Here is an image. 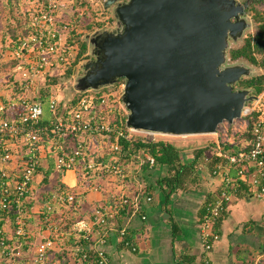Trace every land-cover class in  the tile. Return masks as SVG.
Instances as JSON below:
<instances>
[{
	"label": "built area",
	"instance_id": "obj_1",
	"mask_svg": "<svg viewBox=\"0 0 264 264\" xmlns=\"http://www.w3.org/2000/svg\"><path fill=\"white\" fill-rule=\"evenodd\" d=\"M67 1L72 7V0ZM25 3L28 5V32L11 39L5 52V60H16L10 68L13 79L0 78V211L11 210L13 214L10 234L0 224V256L10 264H23L25 253L30 252L31 264H49L50 235L60 232L58 224L47 214L53 209V203L58 206L73 204L76 194L70 188L77 186L78 179L89 180L96 175L123 176L120 139L150 142L157 140L161 133L125 125L121 80L115 84L117 90L81 92L75 101L69 100L63 110L57 112L59 98L53 90H41L47 76L71 67L76 56L75 44L68 39L71 20L63 12L70 4H65L64 0H25ZM10 83L18 84L19 89L7 94ZM37 86V93H32ZM43 96L47 98L53 117L41 123ZM259 102L264 106L257 98L253 103L247 102L241 112L240 117L245 118L253 110L260 112L252 124L250 138L236 144L215 140V144L210 145L213 153L220 157L211 173L220 176L221 186L214 198L205 203L200 215L199 234L205 250L218 238L215 223L240 188L247 187L256 196L264 194V110ZM218 130L217 126L214 133L220 135ZM234 145L239 148L234 149ZM137 152H132V156L138 164L154 165L149 151L138 149ZM47 156L53 160L51 170L54 173L48 188L50 199L44 202L41 211L49 234L31 248L26 245L30 243L26 201L34 194L36 174ZM68 171L73 173L72 184L65 178ZM144 195L146 200L151 199V195ZM125 205H129L132 212L139 211L141 194L121 195L118 202L99 203L92 208L90 216L73 221L68 232L73 234L75 249H80L84 258L90 249L83 247L81 242L89 244L95 232L97 237L91 248L94 261L110 264L107 252L96 244L105 242L108 231L113 228V218ZM118 230L124 244L135 250L134 238H125L128 229L122 226Z\"/></svg>",
	"mask_w": 264,
	"mask_h": 264
},
{
	"label": "water",
	"instance_id": "obj_2",
	"mask_svg": "<svg viewBox=\"0 0 264 264\" xmlns=\"http://www.w3.org/2000/svg\"><path fill=\"white\" fill-rule=\"evenodd\" d=\"M114 24L87 34L88 57L73 90L98 92L119 80L125 125L168 135L214 133L258 95L237 85L255 75L230 60V40L251 27L249 0H103Z\"/></svg>",
	"mask_w": 264,
	"mask_h": 264
},
{
	"label": "crops",
	"instance_id": "obj_3",
	"mask_svg": "<svg viewBox=\"0 0 264 264\" xmlns=\"http://www.w3.org/2000/svg\"><path fill=\"white\" fill-rule=\"evenodd\" d=\"M181 145L183 146L181 150L182 159L188 161L191 159L192 150L196 146L189 144L187 146L189 148H185L186 144L181 143ZM135 153L138 152L135 151ZM49 158L51 157L43 158L40 170H44L48 166ZM120 159L123 160V176L96 175L89 180L78 179L77 186L70 188L76 194L75 202L65 206L54 204L57 207L53 206V209L47 212L48 216L55 220V216H61L62 213L63 216L61 217H66L67 212L73 210L77 212V219L87 218L91 215L92 208L99 203H109L114 200L118 202L121 195L131 197L134 194H141L140 210L132 212L129 205L120 207L112 220L113 228L108 231L105 242L96 244L97 247L107 252L110 257V264H182L183 253L193 255L195 264H264V194L256 196L253 193H246L247 190H241L242 194H235L228 202L223 212L224 215L220 216L215 223V229L219 234L218 238L212 242L210 249L205 250L199 234V219L203 203L209 196H211L210 199L214 198L221 186L220 176L213 175L205 162L200 163L197 172L201 178L199 182H202L204 186L199 183L200 186L195 184L186 190L177 188L171 194L167 205L164 206L163 202L166 197L157 179L167 172L166 166L162 164L150 166L146 162L144 164L147 167H145L144 164H138L134 160L132 153H129L128 157H121L120 153ZM65 178L72 184V171L66 172ZM101 183H104L103 186ZM47 194L34 192L33 196L27 200L28 217L37 215L40 222L37 230L29 224L30 243L26 245L31 248L34 243L44 239L45 236L43 235L49 234L43 229L42 225H45L46 220H43L44 216L41 211L44 202L48 199L42 200L40 196L44 197ZM144 194L151 195V199L146 200ZM37 195L40 196H38L39 200L36 199ZM72 216L70 215V217ZM0 224L10 234L12 222L4 219ZM71 224L63 229L59 227L60 232L54 237L51 236L52 234L50 235L52 244L48 254L49 264H58L59 260L61 264H66L64 258L58 256L62 252H56L53 256L50 255L53 251H57L58 247L62 249L61 245L64 238L67 237L71 243L65 247L72 254L73 251L75 254H79L77 258L79 262L81 264L92 263L82 256L80 249H75L73 234L68 232ZM122 226L126 227L130 236L134 238L135 250L121 242L122 238L118 229ZM96 228L95 225L94 229ZM35 233L40 236L39 239ZM96 237L97 234L94 232L91 242L89 244L88 242H81V245L93 250L91 248ZM56 246L58 247L56 248ZM25 254V258L22 260L23 264H31L30 252ZM74 257L77 256L74 255ZM0 264L10 263L0 256ZM92 264L96 263L93 262Z\"/></svg>",
	"mask_w": 264,
	"mask_h": 264
},
{
	"label": "trees",
	"instance_id": "obj_4",
	"mask_svg": "<svg viewBox=\"0 0 264 264\" xmlns=\"http://www.w3.org/2000/svg\"><path fill=\"white\" fill-rule=\"evenodd\" d=\"M10 6L12 4H17L18 0H9ZM14 1V2H13ZM78 1V0H77ZM255 1L254 4L250 5L253 12V23L255 24L253 29L248 31L242 38L241 42L237 44H233L228 49V57L230 60H244L249 63H252L259 67L261 69L260 72L256 73L255 75L243 77L238 81L239 86L244 87H251L253 88V92L258 94L262 93V102H264V0H253ZM82 3V0L79 1ZM261 3L262 6L258 7L257 4ZM24 16L16 17L14 21H8L7 22V29L10 34V37L12 39L17 38L18 35L22 33L28 32V15L27 10L23 12ZM10 15L11 19H13V11L10 7ZM73 41V40H71ZM87 45L85 41L79 42V54H82L86 51ZM16 62V60H7V61H1L0 64L2 67L5 68V70L0 71V78L1 77H8L10 80L13 79V75L10 72V67ZM9 68V69H8ZM71 73V68H67L63 73L56 74V75H50L46 77V84L43 85L41 91L48 92L51 89V85L56 83L59 80V77L61 76H69ZM13 84V83H12ZM17 85H14L16 89ZM19 89V88H17ZM76 96H73L70 101H75ZM41 100L43 102L44 106V112L41 116V123L48 121L49 118L53 117V113L48 109L47 105V98L41 97ZM63 110V107L61 105V102L59 100L58 106H57V112H61ZM260 112L257 110H253L248 115L249 124L245 130V133L248 136L247 138H250L252 136L251 134V127L254 122L259 117ZM124 115H122V121L121 124L123 125L124 122ZM121 143V157H128L129 153H132L134 151H137L138 149H143L146 151H149L153 157H154V165L162 164L166 166L167 172L160 176L157 179L158 184L161 187V190L163 194L165 195L164 200V206L167 205L169 198L171 194L176 191L177 188H182L184 190L189 188L190 183L198 184L200 186L201 178L199 177V174L197 172L198 165L200 163L205 162L208 170L212 172V169L214 168L215 164L219 161L220 157L216 153L211 154L210 145L215 144V141H210L209 144H206L205 146H196L192 150V157L188 161H184L182 159V148L183 146L181 144H176L172 140L164 139V138H158L155 141L150 142H144L141 140H135L134 142H130L126 139H120ZM224 147H227V145H223ZM239 146L235 145L234 149H238ZM49 164L44 170V176L42 178L43 182H46L48 180V175L50 173L51 167L53 165L52 158H49ZM145 167L146 164H144ZM58 183V182H57ZM244 188V187H243ZM241 190H247L246 193L252 194L253 192L247 189L240 188L236 195L242 194ZM44 194H47L46 192H43ZM209 196L205 202L202 205V208L204 207L205 203L210 200ZM41 199H50V193L47 195H44V197L41 195ZM26 204H28V201H26ZM224 214L222 213L221 217ZM4 219H8L12 222L13 214L12 211H0V223L3 222ZM172 220V219H171ZM174 233V231H172ZM126 237H130V234H128ZM124 241V238L121 239V242ZM87 253V260L89 262H95L94 261V255L91 250L86 251ZM182 264H195L194 263V256L190 254L183 253L182 254ZM91 263V264H92Z\"/></svg>",
	"mask_w": 264,
	"mask_h": 264
},
{
	"label": "rangeland",
	"instance_id": "obj_5",
	"mask_svg": "<svg viewBox=\"0 0 264 264\" xmlns=\"http://www.w3.org/2000/svg\"><path fill=\"white\" fill-rule=\"evenodd\" d=\"M79 1H81V0H78V1L72 0V7H71V3H68L67 0H64L65 4H70L68 7L63 8V12L67 14L68 19L71 20V25H72L71 33H70V36L68 39L71 43L73 42L75 44V48L77 50V53H76V56L74 55L75 58H74L73 63L70 67L71 68L70 75L59 77V80L56 83L51 85L50 90H53V92L55 93L57 98H59L62 107H64L65 104H67L68 101L71 100V98L73 96H77L79 94L77 91L73 90V84H74L75 77L81 72L80 60H83V59L88 57V54H85L87 52V49L82 54L78 53L79 42L85 41L86 45H87V38H86L87 34H89L93 29L98 28V27H110L114 24V17H113V15H111L110 10L109 9L106 10L102 7V3H103L102 1L103 0H82V3H80ZM254 3H255V1L251 0L249 6L247 8L246 18H247V20H249L251 22V27L247 28L244 31L243 36L248 31L252 30L254 25H255L253 23V17H252L253 10L250 6ZM257 6L261 7L262 4L258 3ZM10 7L12 8V11L14 14L13 19H11V15H10ZM26 10H28V5L25 3V0H18L17 4L14 3L11 6H10L9 0H0V62L1 61H7V60H5V58H6L5 52H6L7 48L9 47V44L12 41L11 40L12 38L10 37V34L8 32V29H7V22L8 21H14L15 16L22 18L24 16L23 12ZM71 40H73V41H71ZM239 42H241V40H237L235 43L230 40V46L233 44H237ZM245 62L254 67L255 73H258L261 71V69L259 67H257L256 65L249 63L247 61H245ZM2 70L4 71L5 68L2 67V65L0 64V71H2ZM63 72H61V73H63ZM61 73H59V74H61ZM245 77H248V76H245ZM14 85H17L16 89L19 88L18 84L10 83V84H8V87H7V90H8L7 94H10V93H12L13 90H16ZM39 86H41V85L39 84ZM37 88H38V86L35 87V89L32 91V93H37ZM117 89H118L117 85H114L111 88H102L98 92L106 93V92H109L112 90H117ZM88 91L92 92L91 90H86V92H88ZM261 95H262V93L258 94V98L260 101H262V99H263ZM258 104L264 110V106L260 102ZM248 124H249V120H248V118H245V117H236L232 122H228V121L224 120L223 122H221L218 125L219 130L217 131V133L220 132L221 137H220V135H218L216 133H201V134H191V135L160 134L158 137L168 139V140H172L176 144H181V143L186 144L185 148H189V147H187V146H189V144L199 146L201 144H209L210 141H215V140H219L221 142H226V140H227L228 142L232 141L233 144H236V143L243 142L244 139L248 137V136H246L247 134L245 133V130H246ZM187 150H189V149H187ZM49 160L50 159H48V163H49ZM44 170L41 169L36 174V179H35L33 191L35 193L38 192V194H41L43 192L47 193L48 188L52 185V181H53V177H52L53 173L51 172L52 170H50V173L48 175V180L46 182H43L42 179L38 180V178H43ZM99 177H101V176H99ZM36 180H38V181H36ZM203 183H205V182H203ZM96 184H99V183H96ZM103 184L104 183H101V186H103ZM200 184L202 186H204L202 184V182ZM192 186H195V184L190 183L189 187H192ZM38 196L39 195H37V197H36L37 200H39V197L41 195L39 197ZM53 204H55V203H53ZM54 207H57V206L54 205ZM76 213L77 212H75L73 210H69V212H67L66 217H61V216H63V214L61 213L60 214L61 216L58 215V216L54 217V219L57 220V221H55V220L54 221L56 223L58 222L59 223V224L57 223L58 226L61 227V229H63L64 227L71 224L72 221H75L77 219ZM57 214H59V213H57ZM70 215H73V216L70 217ZM28 218H29L28 224H31L37 230V226L40 224L38 216L36 215L34 217L31 216ZM43 220L45 221V219H43ZM51 220H53V219H51ZM44 221H43V223H44ZM45 225H42L44 230H46ZM29 229H30V226H29ZM43 233H44V231H43ZM44 234H46V233H44ZM51 234H52L51 235L52 237H54V235H56V233H54V232ZM35 235H37V234L35 233ZM43 236H46V235H43ZM63 236H65V235H63ZM39 238H40V236H38L37 239H39ZM70 243L71 242L68 239V237L64 238V242L61 245L62 249L60 247L56 246V248L58 247L56 249L57 251H55V252L53 251L50 256H53L56 252L57 253L62 252V253H59L58 256L64 258V260L66 261V264H81L79 262V260L77 259L79 254L78 253L75 254L74 251L72 254L70 252V250L67 247H65L66 245H70ZM74 255H76L77 257H74ZM58 264H61L60 260H59Z\"/></svg>",
	"mask_w": 264,
	"mask_h": 264
},
{
	"label": "flooded vegetation",
	"instance_id": "obj_6",
	"mask_svg": "<svg viewBox=\"0 0 264 264\" xmlns=\"http://www.w3.org/2000/svg\"><path fill=\"white\" fill-rule=\"evenodd\" d=\"M236 1L243 2V1H245V0H236ZM250 2H251V0H249V4H250ZM249 4L246 6V12H247V8H248Z\"/></svg>",
	"mask_w": 264,
	"mask_h": 264
}]
</instances>
